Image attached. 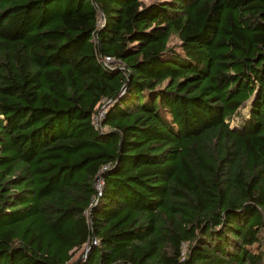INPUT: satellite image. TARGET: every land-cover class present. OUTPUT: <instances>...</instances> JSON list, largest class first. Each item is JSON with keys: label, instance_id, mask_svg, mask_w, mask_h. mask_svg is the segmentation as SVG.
Returning <instances> with one entry per match:
<instances>
[{"label": "trees", "instance_id": "1", "mask_svg": "<svg viewBox=\"0 0 264 264\" xmlns=\"http://www.w3.org/2000/svg\"><path fill=\"white\" fill-rule=\"evenodd\" d=\"M0 264H264V0H0Z\"/></svg>", "mask_w": 264, "mask_h": 264}, {"label": "built area", "instance_id": "2", "mask_svg": "<svg viewBox=\"0 0 264 264\" xmlns=\"http://www.w3.org/2000/svg\"><path fill=\"white\" fill-rule=\"evenodd\" d=\"M102 64L106 69H113L118 65V62L114 58L107 56V57L102 58ZM104 113H105V110H103L100 113V115L98 112V115L95 117V121L97 122L100 119V117H102V115ZM99 195H100V193H99ZM92 244L95 245L96 242L93 240Z\"/></svg>", "mask_w": 264, "mask_h": 264}, {"label": "rangeland", "instance_id": "3", "mask_svg": "<svg viewBox=\"0 0 264 264\" xmlns=\"http://www.w3.org/2000/svg\"><path fill=\"white\" fill-rule=\"evenodd\" d=\"M144 1V3L145 4H148V3H150V2H152V1H154V0H143ZM104 106V107H103ZM101 108H99V115H100V113L103 111V110H105L106 109V107H107V104H104ZM247 106H248V104H246L245 106H244V108L241 110V113H242V115H246L247 113H248V108H247ZM235 120V121H234ZM233 121H234V123H236L237 124V122L238 121H240L239 119H233ZM97 189L99 190V187H97ZM81 254V252L79 251V252H77L76 254H75V256H74V260H76L77 259V257H79V255Z\"/></svg>", "mask_w": 264, "mask_h": 264}, {"label": "water", "instance_id": "4", "mask_svg": "<svg viewBox=\"0 0 264 264\" xmlns=\"http://www.w3.org/2000/svg\"><path fill=\"white\" fill-rule=\"evenodd\" d=\"M104 107V106H103ZM99 111V110H98Z\"/></svg>", "mask_w": 264, "mask_h": 264}]
</instances>
